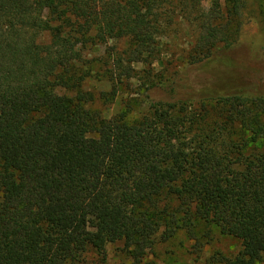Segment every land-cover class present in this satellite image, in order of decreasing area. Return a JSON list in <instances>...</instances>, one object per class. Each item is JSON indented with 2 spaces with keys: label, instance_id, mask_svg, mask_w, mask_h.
<instances>
[{
  "label": "trees",
  "instance_id": "obj_1",
  "mask_svg": "<svg viewBox=\"0 0 264 264\" xmlns=\"http://www.w3.org/2000/svg\"><path fill=\"white\" fill-rule=\"evenodd\" d=\"M245 4L214 0L199 14L187 0L194 63L236 42L224 19ZM161 6L0 0V264L105 261L116 243L142 264L180 232L198 247L216 235L240 242L235 259L208 264H264V88L201 104L148 100L139 119L96 107L157 58ZM120 40V73L110 71L111 92L98 98L86 89L94 61L84 50ZM147 84L148 99L163 81Z\"/></svg>",
  "mask_w": 264,
  "mask_h": 264
},
{
  "label": "rangeland",
  "instance_id": "obj_2",
  "mask_svg": "<svg viewBox=\"0 0 264 264\" xmlns=\"http://www.w3.org/2000/svg\"><path fill=\"white\" fill-rule=\"evenodd\" d=\"M161 1L159 54L152 64L135 65L134 77L122 79L115 98L110 96L107 102L98 99L96 107L106 116L128 112L130 117L139 119L146 113L148 100L184 98L201 104L213 101L216 94L235 91L251 94L257 87L264 88V0H246L237 16L225 17L224 24L236 42L228 48H215L213 55L201 63H194L192 59L198 29L195 15L191 16L184 7L187 0ZM190 1L196 7L195 13L203 14L214 0ZM127 48V43L120 40L90 45L84 50L85 56L94 61L87 90L98 98L103 91L111 92L110 71L120 73L113 64ZM150 78L156 82L160 79L163 84L149 91L147 99L144 91ZM238 134L245 135V132L239 129ZM203 243L198 247L180 232L171 240L157 242L142 264H208L214 258L235 259L241 250L238 240L219 235L204 239ZM106 256L102 261L97 254L90 253L87 264H131L120 243L109 244Z\"/></svg>",
  "mask_w": 264,
  "mask_h": 264
}]
</instances>
